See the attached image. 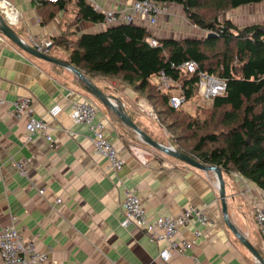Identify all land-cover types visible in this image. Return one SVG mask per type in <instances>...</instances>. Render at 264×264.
<instances>
[{"label":"crops","instance_id":"crops-1","mask_svg":"<svg viewBox=\"0 0 264 264\" xmlns=\"http://www.w3.org/2000/svg\"><path fill=\"white\" fill-rule=\"evenodd\" d=\"M61 1L63 8L58 10L51 4L54 2L47 0L39 5L32 0H10L18 12V22L5 23L14 37L28 46L51 42L45 55L58 63L33 55L0 32V99L11 103L31 98L33 115L49 126L52 138L51 143L41 137L27 141L26 119L10 116L11 105L0 106V230L11 223V218H16L25 240L33 241L37 252L48 253L42 264H194L192 257L203 264H256L239 236L264 260V235L255 220L257 210L264 209V192L235 172L221 171L227 206L224 216L214 172L193 168L154 149L114 110L90 94L72 68L104 97L123 106L125 117L148 138L172 146L170 142L162 144L158 134L146 130L147 126L141 122L144 113L140 105L152 106L139 93L116 80L108 83L100 75H86L69 64L66 48L54 45L60 36L74 42L83 33L103 28L85 22L74 24L78 15L76 0ZM85 1L102 12L121 10L128 3ZM262 4L224 13L222 21H230L239 28L264 24L258 11L264 8ZM162 6L167 14L161 19H168L171 29L167 33L156 31L155 36L180 40L172 35L175 31L172 27L177 26L172 23L176 21L174 18L184 19L188 27L192 23L180 7ZM208 33L205 31L204 35ZM192 35L202 38L194 33L182 38ZM73 101H89L96 106L95 123L103 126L106 139L124 161L120 171L110 170L107 161L95 154L87 126L73 123L70 117ZM199 103L204 102L199 100ZM55 107L59 111L50 114ZM126 191H133L139 197L149 221L177 217L186 209L195 208L205 211L211 225L181 229L180 240L194 241L192 249L174 253L169 261L163 262L159 254L167 241L151 242L142 230L131 225L120 226ZM56 199H61V203L55 205ZM194 230L200 232L198 239L193 236Z\"/></svg>","mask_w":264,"mask_h":264},{"label":"trees","instance_id":"trees-1","mask_svg":"<svg viewBox=\"0 0 264 264\" xmlns=\"http://www.w3.org/2000/svg\"><path fill=\"white\" fill-rule=\"evenodd\" d=\"M152 1L180 7L194 27L216 36L176 40L153 34L158 46L150 47L144 24L117 23L83 33L74 42L60 36L54 45L66 48L69 64L88 76L122 77L150 103L157 121L166 123L170 143L181 154L224 173L235 172L264 192V24L239 28L221 20L224 13L264 0ZM51 4L60 10L64 2ZM76 7L74 24L103 21V14L85 0H76ZM187 61L195 62L199 71L225 79V93L207 105L199 103L197 75L185 76L172 67ZM160 71L181 83L186 102L199 104L195 114L170 107L171 93H161L152 82Z\"/></svg>","mask_w":264,"mask_h":264},{"label":"built area","instance_id":"built-area-1","mask_svg":"<svg viewBox=\"0 0 264 264\" xmlns=\"http://www.w3.org/2000/svg\"><path fill=\"white\" fill-rule=\"evenodd\" d=\"M38 4L41 0H32ZM56 2V0H48ZM93 10L103 14V21L99 23L102 27L117 23L132 24L141 23L147 28L150 34L145 42L150 47H157L158 41L153 37V30L158 26L160 20L167 14V9L152 0L131 1L124 5L121 10L99 11L95 6ZM0 17L5 23L15 25L18 22V12L15 10L10 0H0ZM2 26L0 21V27ZM0 37V47H1ZM26 47L35 49L39 53L46 54L47 49L51 47V42L33 43V46ZM172 67L180 70L185 76L197 75L199 81L197 84V95L201 102L211 103L216 97L222 96L226 91L227 82L225 79L210 75L198 70V66L193 61H187L181 65ZM156 88L163 94L169 95V105L175 110H179L189 105L182 89L181 83L168 77L164 71H160L153 79ZM11 105L12 109L8 114L14 119H26L25 132L27 141H32L34 137H41L46 143H51L52 138L49 134V126L41 119L36 118L32 112V99L21 98L11 103L0 99V106ZM117 107L123 108L121 105ZM142 111L148 113L152 120H157L152 107L140 105ZM59 107H55L50 114L55 115ZM71 119L75 124L87 126L92 134L95 154L103 158L109 164L113 172L120 171L124 166V161L118 156L115 148L106 139L103 126L95 123L97 113L96 106L89 101H73L70 103ZM69 136H74L72 132H67ZM176 150L174 147H170ZM20 169V166L17 165ZM24 174L25 172L21 170ZM219 190V185L217 181ZM39 190V194H43ZM61 203V199L55 200V205ZM123 219L120 222L122 228L133 226L146 234L149 241L159 242L167 241V246L159 254L160 260L167 262L174 253L181 254L184 251L192 249L194 241L180 240V231L183 228H194L196 226L206 227L211 225V220L203 209L188 208L177 217H157L149 221L142 207L139 197L133 191H126V196L122 202ZM255 220L259 230L264 235V209H258L255 214ZM11 223L0 230V259L1 264H42L47 260L48 253H39L36 251L35 244L31 240H25L20 229L17 227L16 218H11ZM193 236L198 239L200 232L194 230ZM194 264L200 263L195 257H192ZM256 264L258 262L256 261Z\"/></svg>","mask_w":264,"mask_h":264},{"label":"water","instance_id":"water-1","mask_svg":"<svg viewBox=\"0 0 264 264\" xmlns=\"http://www.w3.org/2000/svg\"><path fill=\"white\" fill-rule=\"evenodd\" d=\"M0 21L2 26L0 27V32L5 35L7 38L15 41L16 43H18V45L24 47L26 50H29L28 52L32 53L33 55L45 60V61H49L51 63H58L57 61L51 60L49 57H47L45 54L43 53H39L37 52L35 49H32L30 47H26L22 41L17 40L14 35L13 32L11 30V28L5 24V22L2 20V18L0 17ZM216 36L214 33L209 32L206 37L207 38H211ZM183 39V38H180ZM49 50V49H47ZM72 70L81 78V80L84 82L86 90L92 94L93 96H95L96 98H98L102 103L107 104L112 110H114L116 112V114L120 117V119L127 125H129L135 132L136 134L142 138V140L144 142H146L148 145H150L151 147H153L154 149H157L167 155L173 156L176 159L183 161L187 164H189L191 167L196 168V169H200V170H206V171H211L214 172L216 174L217 177V181H218V185H219V192H220V201H221V209H222V213L224 214V216L227 215V206L225 203V189H224V181L222 178V173L221 170L217 167H207L204 166L202 164H200L197 160H195L194 158H190L186 155L181 154L179 151L174 150L168 146H163L159 143H156L154 141H152L150 138H148L140 129H138L130 120H128L123 112V108L117 107V105H120L119 103L115 102L114 100L112 101L111 99H108L106 97L103 96V94L94 88V86L80 73L78 72L76 69L72 68ZM227 224V222H226ZM228 225V224H227ZM233 232H235L234 230H232ZM239 238L241 239V241H243V245L248 249V251L253 254V258L258 262V264H264V260L263 258L260 256V254L254 249V247L250 244H248L246 241H244V239L239 236Z\"/></svg>","mask_w":264,"mask_h":264},{"label":"rangeland","instance_id":"rangeland-1","mask_svg":"<svg viewBox=\"0 0 264 264\" xmlns=\"http://www.w3.org/2000/svg\"><path fill=\"white\" fill-rule=\"evenodd\" d=\"M262 3L264 4V2H262ZM260 4L257 5V6L260 7ZM263 7H264V5H263ZM258 11H261V16L260 17L264 18V8L262 10L260 8V10H258ZM226 14L228 15V13H225L224 15H226ZM224 15L221 16V20H223V16ZM174 19H176V21H174L172 23L174 25H177V26H175V27L173 26L172 27L175 30L172 35L175 34V35H177V37H180V38L184 37L187 34H191V33L197 34L198 37H202V38L205 36L204 35L205 31L200 32V31H198L199 29L196 30L192 24L190 25V27H192V28L188 27L189 24L186 25L184 19H182L181 21L178 18H174ZM170 29L171 28H170V24H169L168 19L163 18V19L160 20L159 25L153 30V33H155L156 31H157V33H164V32L167 33V32H169ZM192 36H194V37H191V38H197L195 35H192ZM100 78L105 79L108 83L110 82V80H116L118 84H121L122 86L127 87L126 86L127 84L122 79V77H116L115 78V77H109V76H107V77L106 76H101ZM95 102L98 105H101L99 101H95ZM205 104L207 105V103H205ZM198 105L199 104H196V106H194V104L191 103L190 105L185 106L184 109L188 113L193 115V114H195V108H197ZM200 106H203V105H200ZM140 110H141V108H140ZM141 112L144 113V114L141 113L142 115H144L141 118V122L145 123V125L147 126L146 130L152 131L155 134H158L157 138H160L159 141H161L162 144L163 143L164 144L169 143L170 142L169 135H168V133L166 131V128H165L166 127V123L163 122L162 120H161V123H160V121L158 122L157 120L154 121V120H152L151 117H149L148 113H146V112H144L142 110H141ZM165 146L172 147L171 145H165Z\"/></svg>","mask_w":264,"mask_h":264},{"label":"bare ground","instance_id":"bare-ground-1","mask_svg":"<svg viewBox=\"0 0 264 264\" xmlns=\"http://www.w3.org/2000/svg\"><path fill=\"white\" fill-rule=\"evenodd\" d=\"M259 228V227H258Z\"/></svg>","mask_w":264,"mask_h":264}]
</instances>
